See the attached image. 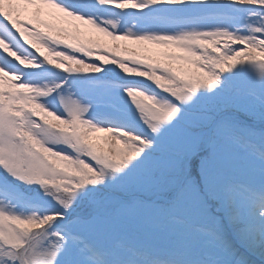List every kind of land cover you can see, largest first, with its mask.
Segmentation results:
<instances>
[{
    "label": "snow or ice",
    "instance_id": "1",
    "mask_svg": "<svg viewBox=\"0 0 264 264\" xmlns=\"http://www.w3.org/2000/svg\"><path fill=\"white\" fill-rule=\"evenodd\" d=\"M0 264H264V0H0Z\"/></svg>",
    "mask_w": 264,
    "mask_h": 264
}]
</instances>
